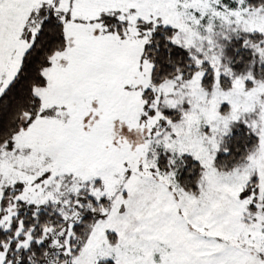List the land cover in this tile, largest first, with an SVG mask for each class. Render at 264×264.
Instances as JSON below:
<instances>
[{
    "label": "snow or ice",
    "instance_id": "1",
    "mask_svg": "<svg viewBox=\"0 0 264 264\" xmlns=\"http://www.w3.org/2000/svg\"><path fill=\"white\" fill-rule=\"evenodd\" d=\"M0 264H264V0H0Z\"/></svg>",
    "mask_w": 264,
    "mask_h": 264
}]
</instances>
